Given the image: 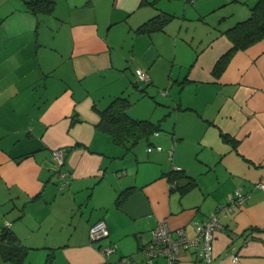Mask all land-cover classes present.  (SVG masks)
I'll return each mask as SVG.
<instances>
[{
	"label": "crops",
	"instance_id": "obj_1",
	"mask_svg": "<svg viewBox=\"0 0 264 264\" xmlns=\"http://www.w3.org/2000/svg\"><path fill=\"white\" fill-rule=\"evenodd\" d=\"M25 1L0 0V234L12 233L22 264H145L158 223L194 241L218 207L210 264H264V38L215 70L233 49L225 31L257 0H54L50 13ZM161 12L172 15L162 29H138ZM120 95L155 126L131 148L97 128ZM237 188L248 196L227 210ZM98 220L108 236L91 242ZM200 246L173 264H202Z\"/></svg>",
	"mask_w": 264,
	"mask_h": 264
},
{
	"label": "trees",
	"instance_id": "obj_2",
	"mask_svg": "<svg viewBox=\"0 0 264 264\" xmlns=\"http://www.w3.org/2000/svg\"><path fill=\"white\" fill-rule=\"evenodd\" d=\"M27 8L33 12L50 13L54 7V0H26ZM168 13H158L142 23L138 29L141 31H153L162 29L171 19ZM233 43V49L224 54L215 64V70H220L233 50L245 48L255 41L264 38V0H257L250 8L247 18L237 22L234 26L225 31ZM130 101L125 96L113 98L102 110H99V122L97 128L108 135L118 144L127 148L134 146L141 138L148 136L155 130L154 124L147 119H135L127 113ZM223 139L229 140L223 135ZM176 175V174H175ZM175 184V181H172ZM189 184H193L189 182ZM124 193L117 198L119 202ZM0 258L2 261H9L11 264H22L25 257L24 252L17 246L15 238L9 231H2L0 234ZM51 257L48 255L45 264H50Z\"/></svg>",
	"mask_w": 264,
	"mask_h": 264
},
{
	"label": "built area",
	"instance_id": "obj_3",
	"mask_svg": "<svg viewBox=\"0 0 264 264\" xmlns=\"http://www.w3.org/2000/svg\"><path fill=\"white\" fill-rule=\"evenodd\" d=\"M135 76L137 80L148 82L149 77L145 71L140 68L135 69ZM157 134V132H155ZM152 149L160 150L161 146H148L147 151ZM52 159L59 167L58 176L60 179L59 188L62 189L68 186L67 170H62L61 167L64 164L63 153L60 149H54L52 151ZM264 187V185H259ZM247 192L241 188H237L233 194H229L228 203L225 208L232 210L234 206L242 204L247 198ZM220 207L211 212L206 222H196L194 225L196 237L194 241H191L182 228H176L174 231L165 223H158L153 229H151V237L148 242L142 245V252L145 259V264H158V258H165V264H173L177 258V253L181 249H187L192 243L201 242L200 249L198 250V256L202 264H210L213 258V240L215 229L220 228L218 222ZM174 233V234H173ZM89 240L91 242L100 240L108 236V230L105 223L102 220L94 222L88 230ZM100 251L104 256H107L114 252L115 245L109 244L100 246ZM230 258L234 263L239 261V256L236 248L232 247L230 252ZM103 264H127L126 258H120L113 263Z\"/></svg>",
	"mask_w": 264,
	"mask_h": 264
},
{
	"label": "rangeland",
	"instance_id": "obj_4",
	"mask_svg": "<svg viewBox=\"0 0 264 264\" xmlns=\"http://www.w3.org/2000/svg\"><path fill=\"white\" fill-rule=\"evenodd\" d=\"M143 83H145L144 81H142ZM161 91H163V89H160ZM149 91H151L150 89H149ZM160 92V91H159ZM161 93V92H160ZM36 258V256H34V259Z\"/></svg>",
	"mask_w": 264,
	"mask_h": 264
}]
</instances>
